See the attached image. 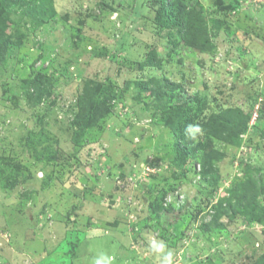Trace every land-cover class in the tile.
Masks as SVG:
<instances>
[{"label":"rangeland","instance_id":"obj_1","mask_svg":"<svg viewBox=\"0 0 264 264\" xmlns=\"http://www.w3.org/2000/svg\"><path fill=\"white\" fill-rule=\"evenodd\" d=\"M183 1L212 51L159 0H0V264H156L152 237L174 264H264V128L185 135L227 107L264 116V0Z\"/></svg>","mask_w":264,"mask_h":264},{"label":"trees","instance_id":"obj_2","mask_svg":"<svg viewBox=\"0 0 264 264\" xmlns=\"http://www.w3.org/2000/svg\"><path fill=\"white\" fill-rule=\"evenodd\" d=\"M159 1L160 7L157 10V16L162 18L163 22L169 23L170 27L174 30L176 38L186 46L202 52H210L214 49L207 19L202 9L188 5L183 0ZM167 88L165 86H159L153 92L161 95ZM193 100H195L194 97ZM261 110L264 111V105L261 106ZM177 114V119L180 121L191 123V120L194 119L188 115L185 104L177 108ZM260 117L259 115L257 118L259 125L253 126L254 130H262L264 128V116L261 119ZM196 119V124L202 128L204 133L219 138L229 144L237 145L240 141V135L249 129V122L252 119V115L244 112L240 107H227L220 111H212L209 114H199ZM258 120L255 124L258 123ZM210 153H205L208 162L206 160L201 162L203 173L204 170L206 171L211 168L210 165L212 164L208 157ZM216 153L218 152L216 151ZM248 197L250 199L249 195Z\"/></svg>","mask_w":264,"mask_h":264},{"label":"clouds","instance_id":"obj_3","mask_svg":"<svg viewBox=\"0 0 264 264\" xmlns=\"http://www.w3.org/2000/svg\"><path fill=\"white\" fill-rule=\"evenodd\" d=\"M202 128L198 124H189L185 128V135L191 139H196L202 135ZM148 252L155 257L156 264H174V252L168 248L162 239L149 238ZM114 257L108 253L101 252L91 260V264H113Z\"/></svg>","mask_w":264,"mask_h":264},{"label":"built area","instance_id":"obj_4","mask_svg":"<svg viewBox=\"0 0 264 264\" xmlns=\"http://www.w3.org/2000/svg\"><path fill=\"white\" fill-rule=\"evenodd\" d=\"M258 118V112L255 111V113L252 115V120L255 121Z\"/></svg>","mask_w":264,"mask_h":264}]
</instances>
